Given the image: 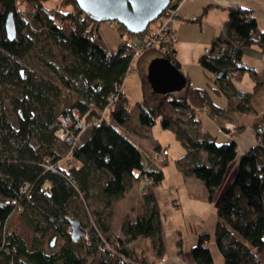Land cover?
I'll return each instance as SVG.
<instances>
[{"label":"trees","instance_id":"1","mask_svg":"<svg viewBox=\"0 0 264 264\" xmlns=\"http://www.w3.org/2000/svg\"><path fill=\"white\" fill-rule=\"evenodd\" d=\"M45 1L0 0V100L9 80L16 79V86L7 91L16 110L15 121L8 122L3 107L0 110V264H151L146 262L143 250L132 246L137 240L149 239L151 260H159L166 253L159 209L149 190L161 182L164 174L143 163L137 143L118 128L132 121L123 83L138 59L131 52L144 32H127L120 22L107 21L115 25L121 37L112 47L98 30L100 22H94L75 0H58V7L50 8ZM181 1L170 0V7L175 8ZM68 6L71 9L65 8ZM209 7L205 5L198 16L186 19L199 21ZM8 12L14 16L17 30L12 41L6 37L4 26ZM40 42L65 51L61 62L46 63L49 75L57 82L20 62L25 52L37 54ZM250 45L264 52V29L259 28L249 9L228 6L223 30L213 38L209 52L197 59L214 75L218 70L230 74L214 80L239 112L252 109L250 93L227 92L224 83L228 84L226 79L235 73L237 78L245 72L256 78L254 69L240 64ZM171 52L174 54L163 55L180 68L174 46ZM185 84L180 96L162 95L153 106H148L145 99L138 103L137 125L142 129L159 118L162 128L173 131L185 148L176 160L179 170L194 174L210 199L223 183L230 163L237 159L231 183L219 192L215 245L221 264H264V113L251 125L257 142L239 154L235 140L218 143L201 127L202 119L194 122L197 105L208 106L211 115L217 117L223 107L215 105L204 89L192 87L187 77ZM64 89H72L76 98L68 108L57 111L54 98ZM71 108L88 113L86 128L74 144L54 134L57 117ZM59 143L66 146L64 156L58 153ZM101 173L105 175L99 186L102 206L87 227L88 238L73 241L66 216H77L73 212L78 209L71 211V203L80 197L87 200L92 176ZM132 178L144 179L148 189L137 196L140 212L136 217L123 218L120 235L112 227L113 207L123 198ZM23 206L38 212L40 227ZM15 210H20L32 230L40 229V237H33L29 245L6 224ZM50 235L62 240L57 250H45L42 238ZM197 238L189 249L191 259L195 264H213L212 251L206 245L208 234L203 232ZM178 252L182 254L183 250Z\"/></svg>","mask_w":264,"mask_h":264},{"label":"rangeland","instance_id":"2","mask_svg":"<svg viewBox=\"0 0 264 264\" xmlns=\"http://www.w3.org/2000/svg\"><path fill=\"white\" fill-rule=\"evenodd\" d=\"M44 3L49 8L58 7L59 4L58 0H47ZM170 5L171 3H169L166 9L169 8ZM65 8L71 9L69 6ZM166 9L162 12V14L166 12ZM177 21L178 20L175 22ZM184 29L189 36L188 40L191 41L187 43V41H176L177 38L174 40L178 59L181 63L180 71L187 77L189 83L192 84V87L204 89L215 105L226 106V103H229L228 96L225 92H223L222 87L218 86V83L214 80L215 75L209 70L203 69L197 60L200 53H206L205 49L208 47L206 46L207 42L205 43L206 45L204 44V41L208 40V37H205L209 30L208 26H205L204 30L201 31L199 28V21L194 20V22H187V26H185ZM98 30L104 36L107 44L110 46L118 45V40L121 37L119 36V33L115 31L114 24L107 21L100 22ZM146 30L147 29L144 31L146 32ZM123 36L125 39L128 38L127 33H124ZM132 40L136 42L138 39L132 38ZM37 47H39L37 54L31 50L30 52H25L20 58V62L24 67L26 66L27 69H32V71H36L38 74L40 73L43 75L44 78H49L52 81L57 82L49 75V68L46 63L51 61L61 62L62 55L63 53L65 54V51H62L59 46L48 42H40ZM250 47L245 48V52L243 54L245 56V60L249 63L255 60L254 54L251 50L252 48ZM138 53H140L136 56L138 59L132 64V69L126 75L127 77L123 83L124 94L128 100V106L132 110V121L129 123L130 125H121L118 126V128L124 131L132 139V141L137 143L140 151L142 152L143 163H146L155 169H161L162 174H164L161 182L154 186L151 185L149 190L152 191L159 209L160 229L162 238L165 241L166 254L171 255L176 251L183 250L190 256L189 249L197 242L198 235L205 232L208 234V241L206 242V245L212 251L214 259L213 264H221L222 259L220 258L218 248H216L215 245L214 231L215 223L218 219L217 206L220 196L219 192L223 191L231 183L235 174V172L233 173L232 171L233 164L230 163L227 169V174L222 181L223 183L216 191V194L210 199L204 184L200 182L194 174L188 175L179 170L176 160L179 156L185 153V148L179 140H176L173 131L169 128H162L159 118H156L157 120L153 125L143 127L142 129L137 125V116L140 111L138 103L145 99L148 106H153L159 99L162 98V95L155 92L149 85L146 75L149 61L145 62V58L149 54L164 56L163 53L165 52H162L158 48H144V50H140ZM256 69V78L248 72L243 73L239 78H237V74L235 73L229 79H226L228 80V84L224 83V87L227 89V92L233 87L249 91V93L253 91L250 94V104L252 105V109L250 111L240 112L241 114L243 113L242 117H236L235 112L232 110L230 111V109H227L226 107L222 109L226 116H232L236 120L243 121V124H246L247 121H249L248 119L251 118L253 114H256L254 113L255 110H262L264 108V62L261 65H258ZM15 80V78L12 79L13 82L9 80L7 83L8 86L2 90L4 94L3 98L0 100V110H2L3 107V112L7 115V120L10 123L15 121L16 110L11 106L10 96L7 91H9V87L16 86L14 84ZM183 90L175 91L173 94L180 96ZM76 94L77 93H74L72 89L61 90L59 97L54 98L58 105L57 111L68 108L73 99L76 98ZM206 107L208 108L206 105H197L195 107V111L200 110L198 114H201V119L203 118L200 122L201 126L211 132V135L214 136L218 143L232 140L233 137L231 138L226 134H229V131L231 132L232 129L234 130L236 128V124L234 122L235 119H232L233 121L228 120L230 122L223 123L227 120H221V116L217 117L211 115ZM85 125H87V122ZM248 127L249 126H246L241 134H248ZM59 145H61V147L58 149V153L64 156L66 154V146L61 143H59ZM158 148H165L168 151L164 162L157 160L153 161L151 159L152 154ZM236 161L237 159H235L233 163ZM61 162L62 161H60V163ZM134 172L136 173L135 169L133 173ZM231 172L232 174L230 175ZM104 177L105 175L102 173L101 176L94 174L91 179V194L89 198L85 200L80 197L71 203V211H75L73 209H78V211L73 212L77 216L73 213L72 215L77 217V219L81 222V225L86 229L87 234L89 233L87 228L89 223L95 219L96 212L102 206V201L99 195V186L102 185ZM129 184V188L123 198L114 204V210L111 218L113 230L120 235V225L123 218L125 216H129L130 218L136 217L138 211L140 212L139 205H136L138 200L137 196L138 194L140 195L142 191H146L148 189L147 185H145L144 179L132 178ZM22 208H25V210L32 214L35 219V223H37L40 227V215L38 212H33L28 206H23ZM20 210H15V212H13L14 214H12L6 221V224L9 230L19 233L24 238L26 244L29 245L33 237H40V229L38 228L32 230L29 224L23 220L19 213ZM54 238V245H48V242ZM82 238L87 239L88 237L82 236ZM42 240L43 245H45V250L47 251L50 248L57 250L62 243V240L54 235L43 237ZM147 240L148 241L140 239L137 240L136 245H134V243L131 245H134L132 247H136V249L143 250V253L148 257L146 262H149L151 260L149 256L151 243L149 239Z\"/></svg>","mask_w":264,"mask_h":264},{"label":"water","instance_id":"3","mask_svg":"<svg viewBox=\"0 0 264 264\" xmlns=\"http://www.w3.org/2000/svg\"><path fill=\"white\" fill-rule=\"evenodd\" d=\"M78 7L86 12L95 22L118 21L127 32L139 34L144 32L169 5L170 0H75ZM6 37L16 38V26L12 12H8L5 20ZM147 80L152 89L161 95H171L175 91L183 90L186 77L178 67L165 56H156L148 63ZM229 73L218 70L216 78H228ZM70 227V239L79 240L86 235L85 228L77 218L66 216ZM51 240L50 245L53 246Z\"/></svg>","mask_w":264,"mask_h":264},{"label":"crops","instance_id":"4","mask_svg":"<svg viewBox=\"0 0 264 264\" xmlns=\"http://www.w3.org/2000/svg\"><path fill=\"white\" fill-rule=\"evenodd\" d=\"M205 5L206 6L208 5L210 7L208 8L207 12L204 13L205 17L203 15V17H201V19L199 20V28L201 29V31L204 30L205 26L206 27L208 26V28H209V30L205 36V37H208L207 38L208 40L204 41V44L207 42V45L205 44L206 46H209L211 44L213 38L219 32H221L223 30V24H224L225 20L227 19V7L228 6L240 5L247 10L249 9L252 12V15L255 16L256 21H257V25L259 26V28L264 29V0H182L179 3L178 8H179V12H180L182 18H188V17H191L193 15L198 16L203 11ZM187 22H189L188 19H185L183 22L177 21L174 23L173 28H174V30H176V33H177L176 34V38H177L176 41H180V42H182V41L186 42L187 41V43L191 41V40H188L189 36H188L186 30L184 29L185 26H187ZM250 46H252L250 48H252L251 50H252V53L254 54L255 60L251 61V63H249L248 61L245 60V58H244L245 56L242 55L241 59H240L241 60L240 64H242L248 68L254 69L256 71V74H257L256 68L258 67V65H261L264 62V52L260 51V49L256 45H250ZM112 47H115V46H112ZM174 48H175V43H174ZM175 52H176V48H175ZM203 53H200V55ZM175 54H176L175 56H176L178 62L180 63V61L178 59L177 52ZM156 56H160V55H155V54L147 55L145 58V62L146 61L150 62L151 59L156 57ZM180 70H181V63H180ZM257 76H259V75H257ZM233 90L239 91L240 93L241 92L249 93V91L239 89V88H235V87L230 89V91H233ZM230 91H228V92H230ZM249 104H250V102H249ZM222 107L223 108L226 107L227 109H230V111L231 110L234 111L236 117H242L243 116V113L241 114L239 111L233 109V106L231 103L230 104L226 103V106L224 105ZM254 113H256V114H253V116L248 119L249 121H247L246 124H243V121L236 120L232 116L231 117L226 116L224 114V111H222V109L220 110L219 117L221 116V120H225V119L227 120V121H224L223 123H227V122H230L228 120L235 119L234 122L236 124V128L234 130L232 129L231 132L229 131V134H226V135L230 136L231 138L233 137V140H235L237 143V148L240 146L238 148L239 154L244 153L245 150L249 149V147L253 146L257 142V137L255 136V130L253 129V126H251V125H252L253 119L255 117L260 116L264 113V108L262 110L261 109L255 110ZM246 126H249L248 127L249 128L248 134H241V132L244 130V128ZM209 133H211V132H209ZM233 162H232V164H233L232 165V171L234 173L237 161L235 163H233ZM231 174H232V172L230 173V175ZM150 257H151V255H150ZM152 259H153V256H152ZM149 262L151 264H195L194 260H192L191 257L184 251L182 252V254H180L178 251H176L174 254H171V255H167L165 253V255H163V257H161L159 260H150Z\"/></svg>","mask_w":264,"mask_h":264},{"label":"built area","instance_id":"5","mask_svg":"<svg viewBox=\"0 0 264 264\" xmlns=\"http://www.w3.org/2000/svg\"><path fill=\"white\" fill-rule=\"evenodd\" d=\"M167 9L165 13L160 14V16H158L148 25V27L146 28V32L144 31V35L140 39V43L138 44V46L134 47L131 52L134 57L138 56L140 54L138 52L140 50H144V48H158L162 52H165L169 55L174 54V52H171V49L173 48L175 43L174 40L176 38V31L174 30L173 25L176 20L183 22L186 18H182L178 6H176L175 8L169 6V8ZM192 18L194 17L192 16ZM205 51L209 52L208 47H206ZM110 98H114V96L110 95ZM199 112L200 110L195 111L196 115L194 118V122L196 123H198V121L201 119V114H198ZM87 114L88 113H82L77 108H71L66 111V113L60 114L57 117L58 126L54 132L55 136H57L59 140L64 141L65 143H76L79 136L81 135V132L86 128L85 117L87 116ZM262 145L264 146V143ZM167 154V149L162 148L152 154V159L154 161L157 160L161 162L167 156Z\"/></svg>","mask_w":264,"mask_h":264},{"label":"flooded vegetation","instance_id":"6","mask_svg":"<svg viewBox=\"0 0 264 264\" xmlns=\"http://www.w3.org/2000/svg\"><path fill=\"white\" fill-rule=\"evenodd\" d=\"M53 240H55V238H54ZM53 242H54V241H53Z\"/></svg>","mask_w":264,"mask_h":264}]
</instances>
